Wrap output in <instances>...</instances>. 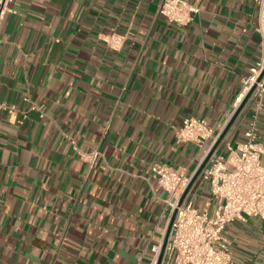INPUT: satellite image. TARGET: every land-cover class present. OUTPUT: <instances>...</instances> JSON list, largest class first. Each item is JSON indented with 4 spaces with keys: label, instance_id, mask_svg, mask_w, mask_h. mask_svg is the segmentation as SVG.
Masks as SVG:
<instances>
[{
    "label": "crops",
    "instance_id": "crops-1",
    "mask_svg": "<svg viewBox=\"0 0 264 264\" xmlns=\"http://www.w3.org/2000/svg\"><path fill=\"white\" fill-rule=\"evenodd\" d=\"M14 0L0 22V264H151L172 208L144 177L160 162L194 174L206 150L178 143L187 118L223 133L263 57L252 0ZM126 36L115 51L103 42ZM13 108V109H12ZM247 106L214 154L237 147ZM264 145V109L257 115ZM99 151L95 163L80 153ZM213 154V155H214ZM207 166V165H206ZM197 204L209 191L200 176ZM236 264H264V222L225 234Z\"/></svg>",
    "mask_w": 264,
    "mask_h": 264
},
{
    "label": "built area",
    "instance_id": "built-area-1",
    "mask_svg": "<svg viewBox=\"0 0 264 264\" xmlns=\"http://www.w3.org/2000/svg\"><path fill=\"white\" fill-rule=\"evenodd\" d=\"M252 1L258 8L257 31L264 48V0ZM12 2L14 0H0V22L11 11L8 6ZM195 13L198 9L185 0H163L159 8L160 16L179 26L192 22ZM102 40L110 49L118 51L124 46L126 36L114 33ZM252 90L245 108H254L255 118L244 133L245 141L237 147L226 143L228 154H214L200 175L201 183L209 191L204 203L198 205L195 194L190 191L179 205L196 172L190 174L157 162L144 177L148 183L156 181L168 194L167 203L172 214L175 213L162 264H236L226 232L234 223L246 222L248 218L264 222V145L258 141L257 134V115L264 109V53L251 75L243 80L234 104L235 112ZM7 109L0 102V117ZM221 134L210 128L205 120L187 118L177 132V140L198 150L208 149V154ZM80 155L93 164L101 154L94 151ZM161 248L153 249L151 264L158 263Z\"/></svg>",
    "mask_w": 264,
    "mask_h": 264
},
{
    "label": "water",
    "instance_id": "water-1",
    "mask_svg": "<svg viewBox=\"0 0 264 264\" xmlns=\"http://www.w3.org/2000/svg\"><path fill=\"white\" fill-rule=\"evenodd\" d=\"M253 90L247 95V97L243 100V102L241 103V105L239 106V108L236 110V112L234 113V115L232 116V118L230 119L227 127L225 128V130L223 131V133L221 134V136L219 137V139L217 140L216 144L213 146V148L210 150V152L208 153V155L206 156L203 164L201 165V167L199 168V170L195 173L190 185L188 186L187 190L185 191V193L183 194L179 205H181L184 201V199L186 198V196L188 195V193L190 192L192 186L194 185V183L197 181V179L199 178V176L201 175L203 169L206 167V165L209 163L211 157L213 156L214 152L216 151V149L218 148L219 144L223 141L224 137L226 136V134L228 133V131L230 130V128L232 127V125L236 122L237 118L240 116V114L242 113L243 109L245 108L251 94H252ZM175 219V213L173 214L170 224L168 226V230L161 248V253L158 259V263L157 264H162L163 261V256H164V252L166 249V245L168 243L169 237H170V233H171V229H172V224L173 221Z\"/></svg>",
    "mask_w": 264,
    "mask_h": 264
}]
</instances>
